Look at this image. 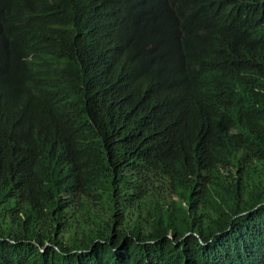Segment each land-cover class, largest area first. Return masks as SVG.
Wrapping results in <instances>:
<instances>
[{
  "label": "trees",
  "instance_id": "trees-1",
  "mask_svg": "<svg viewBox=\"0 0 264 264\" xmlns=\"http://www.w3.org/2000/svg\"><path fill=\"white\" fill-rule=\"evenodd\" d=\"M0 264H264V0H0Z\"/></svg>",
  "mask_w": 264,
  "mask_h": 264
},
{
  "label": "clouds",
  "instance_id": "clouds-1",
  "mask_svg": "<svg viewBox=\"0 0 264 264\" xmlns=\"http://www.w3.org/2000/svg\"><path fill=\"white\" fill-rule=\"evenodd\" d=\"M76 25H77V24H76ZM244 214H245V213H243V214H240V215H244ZM236 217H237V216H235L234 218H236ZM234 218H233V219H234Z\"/></svg>",
  "mask_w": 264,
  "mask_h": 264
}]
</instances>
